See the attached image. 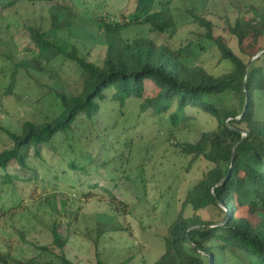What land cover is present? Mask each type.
<instances>
[{
  "label": "trees",
  "instance_id": "obj_1",
  "mask_svg": "<svg viewBox=\"0 0 264 264\" xmlns=\"http://www.w3.org/2000/svg\"><path fill=\"white\" fill-rule=\"evenodd\" d=\"M20 2L42 8L37 25L25 28L36 56L14 64L4 94L15 96L18 82L34 79L33 74L46 77L48 84L34 83L42 90L38 103L48 102L50 111L42 121L20 120L19 132L0 126V144H11L0 152V193L15 195L18 186L35 183L30 157L43 161V150L59 156L57 164L47 163L53 181H60L64 163L67 170L62 176L81 175L78 179H86L94 189V168L85 164L97 162L107 139L116 135V126H107L99 114L104 101L116 104L123 115L122 109L132 100L138 113L166 114L172 123L193 109L213 117L216 128L177 151L191 162L203 159L208 168L185 195L183 204L190 206V214L180 213L168 227L162 237L165 251L153 264H264V0L237 7L232 24L225 21L239 55L214 32L205 13L187 7L178 20L171 9L173 0H125L117 13L107 0H0V10ZM79 20L103 33L106 51L100 64L64 41ZM182 21L200 31L177 48L121 36L126 29L146 26L172 37ZM246 45L255 48L253 54ZM213 51L219 57L217 65H231L228 72L214 76L196 61ZM258 51L261 55L252 60ZM58 58V70L51 73L48 66ZM227 94L237 99L236 108L223 104L221 97ZM93 141L94 154L87 148ZM115 142L121 144L119 137ZM108 149L110 162L118 148ZM119 157L128 158L123 153ZM78 159L86 162L78 166ZM83 195L94 197L89 192ZM205 210L211 212L209 219L200 214ZM65 230L63 234L61 224L54 222L50 248L37 247L34 260L14 261L0 253V264H80L65 256L69 228ZM95 264L106 263L97 259Z\"/></svg>",
  "mask_w": 264,
  "mask_h": 264
},
{
  "label": "rangeland",
  "instance_id": "obj_2",
  "mask_svg": "<svg viewBox=\"0 0 264 264\" xmlns=\"http://www.w3.org/2000/svg\"><path fill=\"white\" fill-rule=\"evenodd\" d=\"M257 1L173 0L171 9L177 19L187 7L195 8L198 14L205 13L214 25V32L239 55L235 41L227 34L225 21L232 24L237 7ZM107 3L115 12L125 0H107ZM41 9V6L32 7L20 2L9 10H0V126L13 132H19L20 120L42 121L50 111L48 102L38 103L42 90L35 88L34 83L48 84L46 77L33 74L34 79L18 82L15 96L4 94L14 64L36 56L25 28L37 25ZM246 18L249 19L250 15ZM179 25L178 32L172 37L166 33L157 34L146 26L131 27L122 31L121 36L127 41L142 37L177 48L193 40V32L200 31L189 21H182ZM64 41L76 46L79 52L88 53L92 62L100 64L104 58L103 33L85 20L75 22L70 36L64 37ZM245 48L249 54L255 51L250 45ZM260 55L258 51L256 56ZM60 59L53 61L48 71H57ZM218 59L213 51L199 55L196 61L212 75L219 76L228 72L231 65L228 62L217 65ZM221 100L229 109L238 105L231 94L222 96ZM132 102L126 103L123 115L117 111L116 104L101 103V119L105 118L107 126H116V135L107 139V148L98 154L97 162L85 164L88 169L94 168V189L89 186L91 183L85 182L86 179H78L83 178L81 175L69 173L62 176L67 169L61 162L58 164V168L61 164L60 181H53L47 163L57 164L59 156L56 158L50 151H42L43 161L30 157L37 175L36 182L18 186L15 195L0 193L1 254L9 255L14 261L34 260L39 254L37 247L50 248L51 229L56 222L61 224L62 232L69 228L64 253L71 261L95 264L99 259L106 264H153L159 259L165 251L162 237L180 213L184 217L190 214V206L183 204L185 195L208 168L203 159L191 162L189 156L178 153V146L194 143L202 132L214 130L217 122L210 115L188 109L184 118L176 117L172 123L166 114L138 113ZM118 137L121 144L115 142ZM126 142L130 145L122 146ZM96 143L93 141L87 145L88 150L93 148V154ZM111 146L118 149L113 155L114 160L108 162L106 157ZM10 147L9 141L1 143L0 152ZM121 153L128 157L127 160L118 158ZM85 162L78 159L77 165ZM104 162L107 165L100 167ZM88 192L94 197L85 199L83 194ZM200 214L203 219L211 217L209 210ZM34 264L40 263L34 261Z\"/></svg>",
  "mask_w": 264,
  "mask_h": 264
},
{
  "label": "water",
  "instance_id": "obj_3",
  "mask_svg": "<svg viewBox=\"0 0 264 264\" xmlns=\"http://www.w3.org/2000/svg\"><path fill=\"white\" fill-rule=\"evenodd\" d=\"M257 57V56H256ZM256 57L254 59H256Z\"/></svg>",
  "mask_w": 264,
  "mask_h": 264
}]
</instances>
